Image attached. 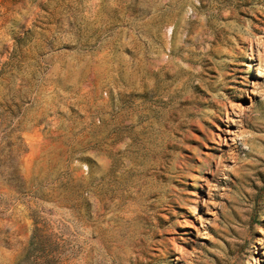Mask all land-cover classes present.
<instances>
[{"label": "rangeland", "instance_id": "1", "mask_svg": "<svg viewBox=\"0 0 264 264\" xmlns=\"http://www.w3.org/2000/svg\"><path fill=\"white\" fill-rule=\"evenodd\" d=\"M0 264H264V0H0Z\"/></svg>", "mask_w": 264, "mask_h": 264}, {"label": "trees", "instance_id": "2", "mask_svg": "<svg viewBox=\"0 0 264 264\" xmlns=\"http://www.w3.org/2000/svg\"><path fill=\"white\" fill-rule=\"evenodd\" d=\"M42 237V233H41V229L40 227L36 226L35 228V232L32 238V243H37L38 241H35L36 239H41ZM45 257H51L50 255H45Z\"/></svg>", "mask_w": 264, "mask_h": 264}]
</instances>
